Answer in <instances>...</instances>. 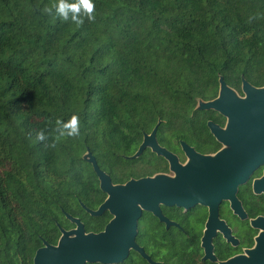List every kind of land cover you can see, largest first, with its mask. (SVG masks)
Masks as SVG:
<instances>
[{
	"label": "trees",
	"instance_id": "trees-1",
	"mask_svg": "<svg viewBox=\"0 0 264 264\" xmlns=\"http://www.w3.org/2000/svg\"><path fill=\"white\" fill-rule=\"evenodd\" d=\"M57 2L0 0V264H34L60 226H75L66 212L87 231L104 228L110 215L81 204L104 199L88 148L123 181V154L143 131L160 120L165 130L168 116H203L195 129L206 126L213 112L198 101L217 96L221 76L264 82V0H91L94 19L82 23L62 20ZM73 115L79 135L59 137L57 121ZM147 251L166 264H209L191 238ZM116 264L149 263L132 250Z\"/></svg>",
	"mask_w": 264,
	"mask_h": 264
},
{
	"label": "flooded vegetation",
	"instance_id": "flooded-vegetation-1",
	"mask_svg": "<svg viewBox=\"0 0 264 264\" xmlns=\"http://www.w3.org/2000/svg\"><path fill=\"white\" fill-rule=\"evenodd\" d=\"M244 79L256 90L246 88ZM230 87L244 101V115L238 123L214 109H208L213 115L206 119L202 130L195 127H202L197 122L203 116H168L165 130H157L140 155L135 156L153 130L143 131L134 151L123 154L129 168L128 178L114 181L100 166L114 184H125L131 179H167L152 187L156 204L151 209H142L137 221V242L151 257L147 249L167 250L173 235L180 242L187 238L196 240L200 259L209 264L250 257L257 246L264 259V82L254 83L249 76H242L240 85ZM185 119H193L195 123L187 124ZM210 121L230 129L227 141L211 130ZM155 145L166 153L158 152ZM168 180L171 183L165 185ZM103 193L101 204L108 198V193ZM171 199L189 205L165 203ZM103 214L110 218L102 230L114 217L110 210ZM145 233L147 244L139 239ZM207 247L212 254L208 258Z\"/></svg>",
	"mask_w": 264,
	"mask_h": 264
},
{
	"label": "water",
	"instance_id": "water-1",
	"mask_svg": "<svg viewBox=\"0 0 264 264\" xmlns=\"http://www.w3.org/2000/svg\"><path fill=\"white\" fill-rule=\"evenodd\" d=\"M246 88L254 91V87L249 86L247 81H243ZM243 100L235 94L224 77H220L219 94L211 100L199 99L197 108L214 109L221 114L231 116L232 119H241L244 115ZM234 116V118H233ZM158 124L154 127L152 136L146 137L139 151L135 156L140 155L155 137ZM209 126L219 138L227 141L230 137V129L220 128L213 121ZM158 152L166 153L163 148L155 145ZM134 156V157H135ZM84 159L90 162L100 180V187L108 193V198L97 209L87 207L83 202L82 206L93 216H100L106 210H110L114 217L108 222L104 230L99 232L87 231L84 222L80 217L73 216L66 212V216L76 227L67 229L60 226L61 236L56 244L44 241L35 253L34 264H87L89 262H100L103 264H116L126 260L132 250L138 251L150 264H165L157 262L146 252L145 248L137 242V221L142 209H151L154 203L152 199V187L167 182L165 177L144 178L140 180L131 179L125 184H114L111 176L104 171L96 156L88 148L84 154ZM169 181V180H168ZM171 181L165 183L169 185ZM167 196V194L161 193ZM167 204L189 205V202L177 201L175 199L165 200ZM212 256L207 247L206 258ZM220 264H264L261 258L260 249L257 246L251 250L250 257L239 256Z\"/></svg>",
	"mask_w": 264,
	"mask_h": 264
},
{
	"label": "clouds",
	"instance_id": "clouds-1",
	"mask_svg": "<svg viewBox=\"0 0 264 264\" xmlns=\"http://www.w3.org/2000/svg\"><path fill=\"white\" fill-rule=\"evenodd\" d=\"M93 4L91 0H58L55 5L56 14L64 21H74L76 23H82V18L87 16L89 20L94 19ZM50 11V9H48ZM60 125L59 137H71L78 136L80 133L78 117L73 115L67 121H57ZM36 139L39 141L45 140V133L43 131L36 134ZM50 146L45 143V147Z\"/></svg>",
	"mask_w": 264,
	"mask_h": 264
},
{
	"label": "rangeland",
	"instance_id": "rangeland-1",
	"mask_svg": "<svg viewBox=\"0 0 264 264\" xmlns=\"http://www.w3.org/2000/svg\"><path fill=\"white\" fill-rule=\"evenodd\" d=\"M90 215H92V214H90Z\"/></svg>",
	"mask_w": 264,
	"mask_h": 264
}]
</instances>
